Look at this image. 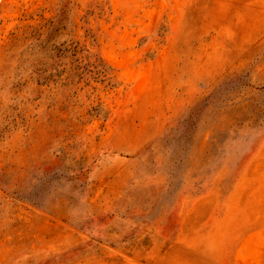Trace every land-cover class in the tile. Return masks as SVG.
Masks as SVG:
<instances>
[{
	"label": "rangeland",
	"instance_id": "rangeland-1",
	"mask_svg": "<svg viewBox=\"0 0 264 264\" xmlns=\"http://www.w3.org/2000/svg\"><path fill=\"white\" fill-rule=\"evenodd\" d=\"M0 264H264V0H0Z\"/></svg>",
	"mask_w": 264,
	"mask_h": 264
},
{
	"label": "crops",
	"instance_id": "crops-1",
	"mask_svg": "<svg viewBox=\"0 0 264 264\" xmlns=\"http://www.w3.org/2000/svg\"><path fill=\"white\" fill-rule=\"evenodd\" d=\"M55 242H48L46 243V245L48 246L49 249H54V250H57V249H63L62 245L64 244V242H59V244H56ZM68 246H72V245H68Z\"/></svg>",
	"mask_w": 264,
	"mask_h": 264
}]
</instances>
